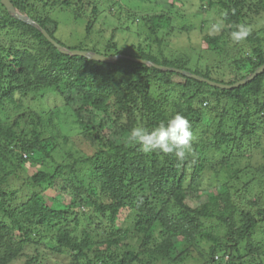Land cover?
I'll use <instances>...</instances> for the list:
<instances>
[{
    "label": "trees",
    "instance_id": "obj_1",
    "mask_svg": "<svg viewBox=\"0 0 264 264\" xmlns=\"http://www.w3.org/2000/svg\"><path fill=\"white\" fill-rule=\"evenodd\" d=\"M10 1L63 47L120 57L63 54L0 2V264H43V246L70 264H264V70L226 89L133 60L241 80L264 64V0H154L145 14L120 0ZM189 3L191 19L213 13L221 30L200 28L179 54L167 38L189 32L173 24ZM59 16L80 30L61 39ZM113 19L132 41L116 42L121 24L106 31ZM240 24L249 34L237 43ZM61 107L86 156L64 152ZM175 112L194 134L183 161L127 146L132 127Z\"/></svg>",
    "mask_w": 264,
    "mask_h": 264
},
{
    "label": "rangeland",
    "instance_id": "obj_2",
    "mask_svg": "<svg viewBox=\"0 0 264 264\" xmlns=\"http://www.w3.org/2000/svg\"><path fill=\"white\" fill-rule=\"evenodd\" d=\"M121 2H123L125 5H130L132 6L133 11L132 12H139V14H145L146 8H151L153 5V2H155L154 0H120ZM178 5V4H177ZM194 4L189 3L187 6L181 7V12L184 14L182 18H179V21H176L174 24L175 27L182 25L183 23H191V27L189 28V32L186 31H180V35L179 37L175 36L174 31L169 33V37L167 39H169V44H171L173 47L176 48V51L179 54L182 53L183 48L181 46H186L184 52L188 51L190 48V45L192 44V41H196L200 38V36L202 37L203 32L200 31V28H203L204 30H208V32L210 33H214L215 31H213V26L216 25L213 23V20H216L213 13H210L207 18L205 19V17L203 16H198L197 18H193L191 19L190 16L193 12L199 10L196 6H193ZM91 7V4L89 5ZM192 7H194V10H192ZM152 9H150L149 11H151ZM148 11V12H149ZM59 19L62 23L60 29V38L66 40L67 36H69L72 32V30L75 28L76 30H80V26L75 24L72 25V23L70 22H65L63 21L64 17L59 16ZM205 20V22L203 21ZM203 21V22H202ZM126 23L124 21H119L117 22L115 19L109 21L108 26H106V31H110L111 27L115 26L116 24H121V26H119V30L123 29L119 34H117L116 36V42H122L123 39H127L129 41H132L134 38V31L132 30H126ZM218 25L221 26V24L217 23ZM132 25H130L131 27ZM107 33V32H106ZM97 36H100V33H94ZM189 34V38H188V42H186L187 39V35ZM106 34H102V36H105ZM200 35V36H199ZM132 39V40H131ZM68 41L70 42L71 40L68 39ZM67 43V42H66ZM71 43V42H70ZM166 46V49H169L170 47ZM53 105V104H52ZM51 105V106H52ZM50 106V105H49ZM35 107V105H30V104H25L21 109L25 112H27V110L30 112L31 108ZM49 115L46 117L45 119V129H47L46 131L49 133L48 135H58V131L56 129L50 128V123L48 122V118ZM74 118L72 115H70V113H67L62 107L59 108V117L57 119V116L54 118V123L59 122V127L64 131L65 134H67L69 136V142L67 144L66 150L64 152H71L73 156H86L87 154H89L90 149L87 146V144L85 142H83L82 140H80L78 138L77 132V125L75 124ZM60 155V154H57ZM41 156V155H40ZM43 159V156H41V160ZM57 159V158H56ZM35 160L38 162L36 166H32L28 168L29 173H34L38 167L41 166V162H40V157L36 156ZM69 160V157H59V160L57 161V163H66ZM252 161H256V159L252 160ZM256 164V163H255ZM81 175V172H80ZM88 177H85V180H87ZM85 184L90 183L89 181H84ZM243 250V247H242ZM41 251L43 254V258H42V262L43 264H70L69 263V258H64L62 256H55L54 253H51L49 251L48 248L46 247H41ZM63 259H65V263H60ZM194 262V261H193ZM100 264V263H97ZM192 264V263H189ZM195 264V262H194ZM196 264H199L196 262Z\"/></svg>",
    "mask_w": 264,
    "mask_h": 264
},
{
    "label": "clouds",
    "instance_id": "obj_3",
    "mask_svg": "<svg viewBox=\"0 0 264 264\" xmlns=\"http://www.w3.org/2000/svg\"><path fill=\"white\" fill-rule=\"evenodd\" d=\"M220 30V25L213 26V31ZM248 34L245 25L240 24L237 30L231 32V38L238 43ZM193 136L189 120L180 112H175L152 127L139 124L132 127L128 132L126 144L145 154L152 152L172 154L178 161H183L193 152ZM227 258L225 256V259Z\"/></svg>",
    "mask_w": 264,
    "mask_h": 264
},
{
    "label": "water",
    "instance_id": "obj_4",
    "mask_svg": "<svg viewBox=\"0 0 264 264\" xmlns=\"http://www.w3.org/2000/svg\"><path fill=\"white\" fill-rule=\"evenodd\" d=\"M0 2L6 8L7 12L10 15H12L13 17H15V18H17L19 20L25 21V22L37 27L42 32L44 37L47 40H49L55 46V48H57L58 51H60L63 54L83 56V57H86L88 59H92V60H96V61H100V62H105V63L114 62L115 59L120 57L119 55L105 56V55H101L99 53H95V52L87 51V50L67 49V48L63 47L62 45L58 44L57 42H55L52 38H50L48 33L43 28L38 26V24L34 20H32L29 16L19 12L18 9H16V7L11 3L10 0H0ZM133 60H135L137 62L148 64V65H151V66H155L156 68H159L161 70L177 71V72L183 73V74H185V75H187L189 77H193V78H195L197 80L204 81V82H206V83H208V84H210L212 86L219 87V88H226V89H231V88L243 85L246 82L251 81L254 77H256L258 74H260L264 70V64H262L261 66L256 68L255 71H253L252 73L248 74L245 78H243L241 80H238V81H236V82H234L232 84H223V83H218V82H215V81L208 80V79L203 78V77L198 76V75H194V74L189 73L187 71L179 70V69L172 68V67L154 65V63H152L150 61H147V60L135 59V58H133Z\"/></svg>",
    "mask_w": 264,
    "mask_h": 264
}]
</instances>
